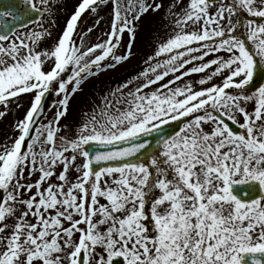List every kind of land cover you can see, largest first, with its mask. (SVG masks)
<instances>
[{"label": "snow or ice", "instance_id": "6c2138e0", "mask_svg": "<svg viewBox=\"0 0 264 264\" xmlns=\"http://www.w3.org/2000/svg\"><path fill=\"white\" fill-rule=\"evenodd\" d=\"M108 5V38L84 49ZM57 7L0 0V118L31 97L0 143V264H264V86L248 91L264 72V0H174L142 83L72 135L61 120L82 81L130 60L141 17L164 5L78 0L41 48ZM29 20L37 28L18 34Z\"/></svg>", "mask_w": 264, "mask_h": 264}, {"label": "rangeland", "instance_id": "374dc122", "mask_svg": "<svg viewBox=\"0 0 264 264\" xmlns=\"http://www.w3.org/2000/svg\"><path fill=\"white\" fill-rule=\"evenodd\" d=\"M51 2L54 6L59 5L60 7L55 8L56 16H55V27L52 28L53 36L50 39H45L44 41H42L43 44L40 45L41 48H47L52 46L54 39H56L60 35L59 33L62 32L63 30L62 24L65 25L66 13L68 11L72 13V10L75 7V4L78 3V0H51ZM122 2H126V0H122ZM161 2L163 3L164 8L161 9L160 12L149 13L141 17V20L138 23L136 40L133 47V51L135 55L130 60L119 64L121 67H118L116 71H111V69L110 70L107 69L106 71L101 70L100 72H98V75L96 76L95 75L88 76L85 80L82 81L81 84L82 90L88 91L89 88L90 91L91 88H97L99 90H102L101 87L99 86H101V83H103V81L104 82L108 81L107 84L112 85L111 87L112 90L111 96H112L113 94L116 95L119 93L117 92V89L118 86L120 85H121V90L123 89L124 92L127 93L126 91H128L127 88H129V82H128L129 80L134 81V89L136 86L142 83L143 79L141 80L137 79V77L135 76H138L139 74L141 75L143 71L146 68H148L149 65L146 63V61L150 56L154 55V52L157 49L158 45L172 34L174 28L173 17L171 16V14H166L167 10L169 9L170 5L174 2V0H161ZM187 3L188 0H183L184 5H187ZM111 11L112 8L110 5L102 8V10L100 11V16L104 17V19L101 20L99 27H96L93 30V32H91L90 34L84 37V49H86L91 45H94L98 41L106 40L108 38L106 35H104V33H106L109 30V26H110L109 22L111 21V15H110ZM175 11L179 12L180 9L177 8L175 9ZM246 18L248 17L245 16V19ZM47 19H48V14L45 13L44 16L45 26H47L46 23ZM94 19L95 16L90 18L87 21V23L80 24L78 27V32L82 33L83 31H86L87 27L91 26ZM256 19L258 22H264V20H261L260 18H256ZM36 28L37 25L29 30L24 31L23 33ZM75 39L77 40V44L79 46L80 36L77 35ZM126 41L127 39L125 35L124 42L126 43ZM118 51L120 52L123 51V45L121 49ZM214 55L213 57H209L206 59L214 58ZM164 58L165 57H161L160 59H164ZM104 63L105 64L111 63V61L108 60L105 61ZM93 71L95 72L96 69H93ZM119 71H121L120 75L117 74V72ZM210 72L211 69L209 70V73ZM204 75L205 73L193 74L189 77H185L184 81L195 82ZM114 79H118L119 81L114 82ZM167 79L168 78H166V80ZM214 81L219 82V78L214 77ZM99 82L101 83L96 87H94V85ZM178 83H182V82H178ZM125 85H128V87L125 88L124 87ZM156 87H157L156 85H153L151 89H145V91L147 92V91L155 90ZM114 88L115 91L113 90ZM93 94L95 93L90 92L89 94H87V101L83 100V102H81L80 104L77 103L75 99H71L69 112L67 116L61 120V124L66 126V130L69 131V135H72L73 132H78L79 127L82 125L83 122H86L91 115H95L96 113L100 112V110L103 108L105 101L103 102L101 101L100 103V100L101 99L105 100V95L98 93L96 95ZM58 99L59 97L56 96L54 98L52 105H55ZM30 100L31 97L29 96L21 101V103L23 104V108H21L18 113L12 112L3 118H0V143L4 142L6 138H10L13 137L14 135H17V133L14 132V123L19 118L23 117L24 113L29 107ZM249 108H251V104H249ZM55 111L56 108L51 107L47 116L51 118L52 113ZM84 116L87 117L86 120L84 119Z\"/></svg>", "mask_w": 264, "mask_h": 264}, {"label": "water", "instance_id": "95a60500", "mask_svg": "<svg viewBox=\"0 0 264 264\" xmlns=\"http://www.w3.org/2000/svg\"><path fill=\"white\" fill-rule=\"evenodd\" d=\"M16 0H7L9 3H15ZM2 10V9H0ZM32 23V21H31ZM264 85V72H258L257 75L254 77L253 82L249 85L248 90L250 92L254 91L256 88ZM51 97L45 102L46 106H49V100ZM187 121V118H182L181 121L171 122L169 125L164 126V133L165 134H175L180 130L183 126V123ZM230 123V122H229ZM231 126L235 129L237 128L235 125L231 124ZM126 146V145H124ZM100 150H108L103 146H96Z\"/></svg>", "mask_w": 264, "mask_h": 264}, {"label": "flooded vegetation", "instance_id": "af4514ba", "mask_svg": "<svg viewBox=\"0 0 264 264\" xmlns=\"http://www.w3.org/2000/svg\"><path fill=\"white\" fill-rule=\"evenodd\" d=\"M7 21H9V20H11V17H7V19H6Z\"/></svg>", "mask_w": 264, "mask_h": 264}]
</instances>
